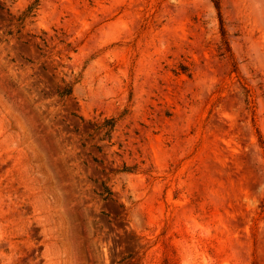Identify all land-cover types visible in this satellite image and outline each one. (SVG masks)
I'll return each instance as SVG.
<instances>
[{"label":"rangeland","instance_id":"rangeland-1","mask_svg":"<svg viewBox=\"0 0 264 264\" xmlns=\"http://www.w3.org/2000/svg\"><path fill=\"white\" fill-rule=\"evenodd\" d=\"M219 2L0 0V264H264V0Z\"/></svg>","mask_w":264,"mask_h":264},{"label":"trees","instance_id":"trees-1","mask_svg":"<svg viewBox=\"0 0 264 264\" xmlns=\"http://www.w3.org/2000/svg\"><path fill=\"white\" fill-rule=\"evenodd\" d=\"M215 4H216V7L218 9H220V2L219 0H214ZM32 7H30L27 12H25L23 15L19 16L17 18V20L21 23L24 21V19L26 17L29 16V12L31 11ZM225 34V32L223 33ZM73 84L74 82L72 83H66L63 87L59 88L56 90V95L59 96V97H65V96H68L70 95L72 92H73ZM92 122V121H90ZM94 123V130L95 131H102L104 129H106L104 135H106L109 139L111 138V133L112 131L114 130L115 126H116V119L114 117H110V118H105L103 122H92ZM76 132L79 133V134H82L81 130L80 129H76ZM88 134L90 135V133L88 132ZM101 140H104L105 138L104 137H100ZM85 145V144H83ZM124 171H131L130 167H127L125 166Z\"/></svg>","mask_w":264,"mask_h":264},{"label":"bare ground","instance_id":"bare-ground-1","mask_svg":"<svg viewBox=\"0 0 264 264\" xmlns=\"http://www.w3.org/2000/svg\"><path fill=\"white\" fill-rule=\"evenodd\" d=\"M232 177V176H231Z\"/></svg>","mask_w":264,"mask_h":264}]
</instances>
